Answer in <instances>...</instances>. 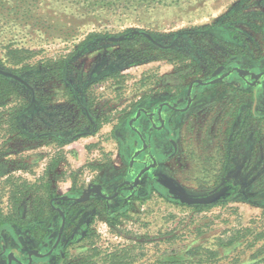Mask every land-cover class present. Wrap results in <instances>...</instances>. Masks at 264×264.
Wrapping results in <instances>:
<instances>
[{
    "label": "rangeland",
    "instance_id": "obj_1",
    "mask_svg": "<svg viewBox=\"0 0 264 264\" xmlns=\"http://www.w3.org/2000/svg\"><path fill=\"white\" fill-rule=\"evenodd\" d=\"M108 2L0 0V69L16 72L24 81L23 97L34 102L35 91L45 103L44 112L35 108L26 117L27 137L7 135L0 128V212L8 210L9 185L50 178L43 179V168L60 151L46 137L43 120L51 133L81 130L88 124L85 108L97 123L105 118L113 123L138 96L203 77L211 63L232 53L257 60L263 56L264 0ZM225 35L234 42L224 41ZM73 52L67 83L50 75L31 87L19 72ZM254 128L252 160L257 164L246 197L180 203L170 190L200 194L215 180L216 172L192 164L184 171L187 192L169 186L171 199L150 194L116 217L113 227L97 222L77 264H264V123ZM203 151L204 158H215L212 150ZM103 154L95 150L89 162L105 158Z\"/></svg>",
    "mask_w": 264,
    "mask_h": 264
},
{
    "label": "flooded vegetation",
    "instance_id": "obj_2",
    "mask_svg": "<svg viewBox=\"0 0 264 264\" xmlns=\"http://www.w3.org/2000/svg\"><path fill=\"white\" fill-rule=\"evenodd\" d=\"M260 34L264 43V29ZM226 37L234 42L231 35L222 39ZM262 55L257 60L244 52L232 53L211 63L203 77L138 96L117 116L113 128L122 167L118 179L75 184L64 195L52 189L47 212L39 219L25 215L17 225L5 222L0 227V264H77L97 222L110 226V219L126 214L150 194L171 199L169 186L185 191L184 171L192 164L216 173L208 192L189 195L222 190L218 201L246 197L257 164L252 160L253 127L264 123ZM83 111L88 122L83 129L51 133L44 121L45 135L66 142L95 131L96 118ZM203 149L212 150L215 158H204Z\"/></svg>",
    "mask_w": 264,
    "mask_h": 264
},
{
    "label": "trees",
    "instance_id": "obj_3",
    "mask_svg": "<svg viewBox=\"0 0 264 264\" xmlns=\"http://www.w3.org/2000/svg\"><path fill=\"white\" fill-rule=\"evenodd\" d=\"M78 2H83L88 5L103 6L107 5L108 0H77ZM83 45L81 43L79 48ZM75 52L64 56L58 60H46L40 67H43V71L39 66H26L19 69L22 73V78L27 80L29 85L36 82L42 81L50 75H56V78L61 82L67 83L66 75L73 69V54ZM16 74V72H13ZM20 73V74H21ZM66 91L69 96L72 97L73 101H76V95L73 94L72 88L66 87ZM26 87L17 79H13L9 76H5L0 73V128L5 134L13 136L27 137L25 119L29 113L35 108L43 109L44 112V99L43 101L39 99V95L34 91V102L30 101L26 97H23ZM29 91V90H28ZM32 92H28V96L31 98ZM74 95V96H73ZM20 97V98H19ZM20 101H19V100ZM14 105L12 104L13 102ZM107 122L105 118L100 123H97L99 127L102 123ZM44 123V120H43ZM43 131H46L43 128ZM45 137V136H44ZM43 137V138H44ZM47 137V136H46ZM53 141L60 143L57 137L53 136ZM57 163V159H51L50 163L47 165L46 173H50ZM47 178V175L43 176V179ZM50 180V178H48ZM43 183H24L23 185H9V203L8 210L6 212H0V227L6 222L17 223L22 218V212L28 217L37 216L39 219L42 214H45L46 207H48V196L50 191L49 180ZM34 195L29 197L30 195ZM111 227L115 225L114 219L109 220ZM235 239H231L228 243H233Z\"/></svg>",
    "mask_w": 264,
    "mask_h": 264
},
{
    "label": "crops",
    "instance_id": "obj_4",
    "mask_svg": "<svg viewBox=\"0 0 264 264\" xmlns=\"http://www.w3.org/2000/svg\"><path fill=\"white\" fill-rule=\"evenodd\" d=\"M114 125L115 121H107L91 133L76 136L66 142H55L56 149L60 151L51 158L57 159L55 168L46 173V164L43 170L50 177L51 188L56 194L64 195L75 184L87 183L96 178L102 184L118 179L122 167L118 153V134L113 132ZM98 149L104 152L105 158L100 156L89 162L92 152ZM106 157L109 158L106 160Z\"/></svg>",
    "mask_w": 264,
    "mask_h": 264
},
{
    "label": "water",
    "instance_id": "obj_5",
    "mask_svg": "<svg viewBox=\"0 0 264 264\" xmlns=\"http://www.w3.org/2000/svg\"><path fill=\"white\" fill-rule=\"evenodd\" d=\"M0 73L5 76H13L14 79L19 80L24 83V81L13 73H9L0 69ZM172 193H175V198L182 204L196 205V204H212L217 202L220 197L223 195V191H216L212 194L205 196H191L187 194H180V192H176L174 190H170Z\"/></svg>",
    "mask_w": 264,
    "mask_h": 264
}]
</instances>
